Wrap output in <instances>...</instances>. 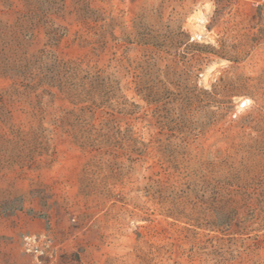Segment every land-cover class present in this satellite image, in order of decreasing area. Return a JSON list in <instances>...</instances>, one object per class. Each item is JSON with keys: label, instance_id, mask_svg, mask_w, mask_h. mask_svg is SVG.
I'll return each instance as SVG.
<instances>
[{"label": "rangeland", "instance_id": "374dc122", "mask_svg": "<svg viewBox=\"0 0 264 264\" xmlns=\"http://www.w3.org/2000/svg\"><path fill=\"white\" fill-rule=\"evenodd\" d=\"M34 5L112 99L0 75V264H264V0Z\"/></svg>", "mask_w": 264, "mask_h": 264}, {"label": "trees", "instance_id": "16d2710c", "mask_svg": "<svg viewBox=\"0 0 264 264\" xmlns=\"http://www.w3.org/2000/svg\"><path fill=\"white\" fill-rule=\"evenodd\" d=\"M24 1L27 11L23 21L18 20L14 26H0V75L8 77L9 73L14 72L25 80L33 79L36 84L31 86L32 90L45 84L48 87L57 88L67 99L73 103L77 102L75 104L88 103L92 107L96 106L97 102L104 101L103 99H112L111 92L106 89L110 83L109 76L91 75L82 68L81 62L59 60L54 56L48 57L45 50L30 53L29 37L32 38L37 26L44 23V18L49 11H40L39 6L34 5V2L38 0ZM25 18L30 19L29 24H24ZM55 38L56 35L51 36V40H57ZM106 81L109 83L107 84ZM109 89L111 90V87ZM24 144L25 148L29 145L26 141ZM28 160L32 161L33 156L25 154L23 161ZM22 209L23 207L20 206L10 212L14 213Z\"/></svg>", "mask_w": 264, "mask_h": 264}, {"label": "bare ground", "instance_id": "6f19581e", "mask_svg": "<svg viewBox=\"0 0 264 264\" xmlns=\"http://www.w3.org/2000/svg\"><path fill=\"white\" fill-rule=\"evenodd\" d=\"M204 20H205V19H204V17H202V16H198V17H196V18H195V21H196V23H197V26H196V27L199 28V26L201 25V23H202Z\"/></svg>", "mask_w": 264, "mask_h": 264}]
</instances>
